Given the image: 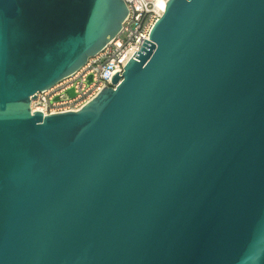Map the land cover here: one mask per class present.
I'll list each match as a JSON object with an SVG mask.
<instances>
[{"label":"water","instance_id":"1","mask_svg":"<svg viewBox=\"0 0 264 264\" xmlns=\"http://www.w3.org/2000/svg\"><path fill=\"white\" fill-rule=\"evenodd\" d=\"M128 12L0 0V264H264V0H168L115 87L32 110Z\"/></svg>","mask_w":264,"mask_h":264},{"label":"built area","instance_id":"2","mask_svg":"<svg viewBox=\"0 0 264 264\" xmlns=\"http://www.w3.org/2000/svg\"><path fill=\"white\" fill-rule=\"evenodd\" d=\"M128 14L120 32L109 41L97 54L88 58L77 71L64 77L52 87L38 91L31 101L33 111L41 110L44 114L78 110L91 100L105 86L115 87L112 76L119 71L123 75L126 64L136 51L142 47L145 38L150 39V32L155 21L164 12L158 7V0H125ZM92 75L91 82L88 81ZM74 88L75 95L67 92ZM59 96L58 100L55 98Z\"/></svg>","mask_w":264,"mask_h":264},{"label":"bare ground","instance_id":"3","mask_svg":"<svg viewBox=\"0 0 264 264\" xmlns=\"http://www.w3.org/2000/svg\"><path fill=\"white\" fill-rule=\"evenodd\" d=\"M168 0H158V7L160 10H165Z\"/></svg>","mask_w":264,"mask_h":264}]
</instances>
